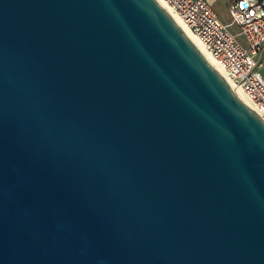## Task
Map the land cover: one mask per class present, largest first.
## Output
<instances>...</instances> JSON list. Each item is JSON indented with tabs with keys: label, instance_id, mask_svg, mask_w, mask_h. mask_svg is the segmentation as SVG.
<instances>
[{
	"label": "water",
	"instance_id": "1",
	"mask_svg": "<svg viewBox=\"0 0 264 264\" xmlns=\"http://www.w3.org/2000/svg\"><path fill=\"white\" fill-rule=\"evenodd\" d=\"M0 264H264V120L158 0H0Z\"/></svg>",
	"mask_w": 264,
	"mask_h": 264
},
{
	"label": "built area",
	"instance_id": "2",
	"mask_svg": "<svg viewBox=\"0 0 264 264\" xmlns=\"http://www.w3.org/2000/svg\"><path fill=\"white\" fill-rule=\"evenodd\" d=\"M162 1L264 120V0H231L228 22L220 20L208 0ZM233 25L237 31L230 29Z\"/></svg>",
	"mask_w": 264,
	"mask_h": 264
},
{
	"label": "bare ground",
	"instance_id": "3",
	"mask_svg": "<svg viewBox=\"0 0 264 264\" xmlns=\"http://www.w3.org/2000/svg\"><path fill=\"white\" fill-rule=\"evenodd\" d=\"M158 2L172 15V17L178 22V24L183 28V30L191 37V39L196 43V45L202 50V52L205 54V56L211 61L213 62V64L223 73V75L225 76V78L227 79V81L231 84V86H234L231 81L226 77V75L224 74V72L222 71V69L217 66V64L213 61V59L210 57V55L203 49L202 45L200 44V42L194 37L192 36L187 29L185 28V26L181 23V21L175 16V14L167 7V5L162 1V0H158ZM235 87V90L237 91V93L247 102V104L257 113V110L254 108L251 100L249 99V97L245 94V92H243L240 88Z\"/></svg>",
	"mask_w": 264,
	"mask_h": 264
},
{
	"label": "rangeland",
	"instance_id": "4",
	"mask_svg": "<svg viewBox=\"0 0 264 264\" xmlns=\"http://www.w3.org/2000/svg\"><path fill=\"white\" fill-rule=\"evenodd\" d=\"M214 11L217 13L218 17L223 22L229 21V16L227 13V5L231 0H208ZM230 29L232 31H237V27L235 25L231 26ZM240 41L244 43L243 36H239Z\"/></svg>",
	"mask_w": 264,
	"mask_h": 264
}]
</instances>
